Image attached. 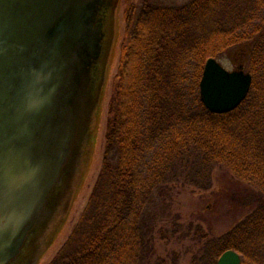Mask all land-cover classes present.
Here are the masks:
<instances>
[{"label":"trees","instance_id":"trees-1","mask_svg":"<svg viewBox=\"0 0 264 264\" xmlns=\"http://www.w3.org/2000/svg\"><path fill=\"white\" fill-rule=\"evenodd\" d=\"M125 19L102 167L51 264H177V252L157 256L161 240L190 241L189 264H218L228 250L264 264V0H140ZM217 34L225 40L206 52ZM234 48L253 86L238 109L213 114L200 98L205 62ZM215 168L251 187L241 199L250 211L228 231L179 224L167 207L163 219L149 213L179 185L209 188Z\"/></svg>","mask_w":264,"mask_h":264},{"label":"water","instance_id":"water-1","mask_svg":"<svg viewBox=\"0 0 264 264\" xmlns=\"http://www.w3.org/2000/svg\"><path fill=\"white\" fill-rule=\"evenodd\" d=\"M121 0H0V264H38L90 162ZM253 76L208 58L204 107L232 113ZM218 264H242L235 250Z\"/></svg>","mask_w":264,"mask_h":264},{"label":"rangeland","instance_id":"rangeland-1","mask_svg":"<svg viewBox=\"0 0 264 264\" xmlns=\"http://www.w3.org/2000/svg\"><path fill=\"white\" fill-rule=\"evenodd\" d=\"M167 4H185L189 0H164ZM140 0H121L116 22V42L115 53L111 67L108 72V79L105 95L101 102L96 128L94 130V139L91 145V152L89 154L90 162L87 170L84 172L81 183L75 193L74 203L67 216L62 223L60 229L52 238H49V247L44 255L41 257L38 264H51L56 255L60 252L62 247L68 241L74 227L78 223L82 212L84 211L91 192L94 188V183L100 173L105 151V136L108 121V106L112 95V89L116 83V75L119 67V58L121 47L125 37L126 19L125 12L131 4H137ZM221 35H212L205 42V51L209 52L213 46H221ZM223 39V40H222ZM219 41V42H218ZM224 68L230 71L243 70L250 73L247 67L246 52L243 48H234L220 55L216 58ZM208 60V59H207ZM206 60V61H207ZM206 63V62H205ZM253 76V74H252ZM254 81V78H253ZM264 80L260 78L259 83L263 84ZM249 96V95H248ZM251 187L243 182L238 181L232 173L223 168H215L212 172V182L209 188L200 189L197 186H183L179 185L173 191L172 196L160 201L158 206L151 207V215L157 214L160 219H163V207L174 210L175 216L179 224H199L203 228L213 234L221 235L232 228L236 223L242 221L245 215L250 211L242 203V198L245 196ZM233 196L236 199H233ZM157 256L170 257V253L177 252L179 261L177 264H189L190 258L187 251L190 250V241H185L182 244H165V240L158 243ZM237 252V251H236ZM240 255V254H239ZM156 256V255H155ZM241 256V255H240ZM242 259V258H241ZM173 264L172 260L167 262ZM243 264V263H242Z\"/></svg>","mask_w":264,"mask_h":264}]
</instances>
